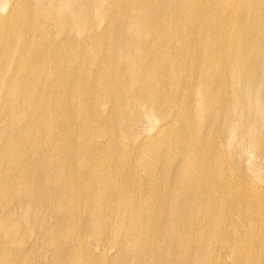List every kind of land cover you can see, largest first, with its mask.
Wrapping results in <instances>:
<instances>
[{"label":"bare ground","instance_id":"1","mask_svg":"<svg viewBox=\"0 0 264 264\" xmlns=\"http://www.w3.org/2000/svg\"><path fill=\"white\" fill-rule=\"evenodd\" d=\"M0 264H264V0H0Z\"/></svg>","mask_w":264,"mask_h":264}]
</instances>
